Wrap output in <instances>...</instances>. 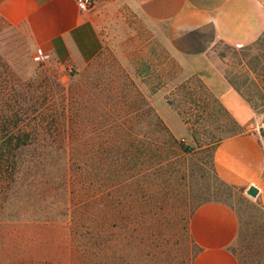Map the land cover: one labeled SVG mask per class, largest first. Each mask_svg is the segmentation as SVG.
I'll return each instance as SVG.
<instances>
[{
  "label": "rangeland",
  "instance_id": "rangeland-1",
  "mask_svg": "<svg viewBox=\"0 0 264 264\" xmlns=\"http://www.w3.org/2000/svg\"><path fill=\"white\" fill-rule=\"evenodd\" d=\"M92 1L104 47L80 69L34 63L24 27L0 15V130L32 107L57 119L46 120L0 186V264H190L187 219L207 200L235 213L238 263L264 264L257 198L211 166L217 140L245 130L259 142L264 175V105L256 102L247 127L235 126L215 89L168 49L161 25L130 0ZM232 7L249 26L264 19V0ZM241 49L217 40L201 59L226 80L242 72ZM85 225L104 227V238L84 239Z\"/></svg>",
  "mask_w": 264,
  "mask_h": 264
},
{
  "label": "crops",
  "instance_id": "crops-1",
  "mask_svg": "<svg viewBox=\"0 0 264 264\" xmlns=\"http://www.w3.org/2000/svg\"><path fill=\"white\" fill-rule=\"evenodd\" d=\"M146 20L162 26V34L173 55L185 59L189 68L209 87L232 123L251 124L252 109L229 85L216 75L212 63L202 61L213 43L231 45L252 42L264 27L259 17L256 29L232 13L234 0H130ZM234 16H233V15ZM0 15L20 23L33 47H39L64 68L80 69L104 47L100 14L80 12L75 0H0ZM214 174L223 183L244 188L253 185L254 196L264 211L263 153L254 133L243 130L223 136L211 154ZM187 233L195 247L190 264H239L231 250L237 234L235 213L227 204L207 200L191 210Z\"/></svg>",
  "mask_w": 264,
  "mask_h": 264
},
{
  "label": "trees",
  "instance_id": "trees-1",
  "mask_svg": "<svg viewBox=\"0 0 264 264\" xmlns=\"http://www.w3.org/2000/svg\"><path fill=\"white\" fill-rule=\"evenodd\" d=\"M239 61L242 65V72L232 77L226 76L229 85L248 103L251 109L255 108L256 102L264 105V27L261 33L246 46H239ZM12 119V120H11ZM70 119V117H69ZM14 124L11 131L0 130V186L8 183L18 170L20 151L30 145L37 132L44 128L49 122L56 123L55 117L44 116L38 109L32 107L29 115L14 113L10 118ZM47 120V121H46ZM55 120V121H54ZM27 122V127L26 123ZM64 172L68 183H73V163L66 164ZM72 167V168H70ZM72 194V189L69 191ZM84 239L88 241L102 240L106 234L104 227L83 226ZM80 234V233H78ZM87 236V237H85ZM94 239V240H93Z\"/></svg>",
  "mask_w": 264,
  "mask_h": 264
},
{
  "label": "built area",
  "instance_id": "built-area-1",
  "mask_svg": "<svg viewBox=\"0 0 264 264\" xmlns=\"http://www.w3.org/2000/svg\"><path fill=\"white\" fill-rule=\"evenodd\" d=\"M77 9L80 12H87L93 6L92 0H75ZM31 59L36 64H41L50 59V55L48 52L42 50L39 47H35L31 56Z\"/></svg>",
  "mask_w": 264,
  "mask_h": 264
},
{
  "label": "water",
  "instance_id": "water-1",
  "mask_svg": "<svg viewBox=\"0 0 264 264\" xmlns=\"http://www.w3.org/2000/svg\"><path fill=\"white\" fill-rule=\"evenodd\" d=\"M245 193L250 197H254L257 193V189L253 185H249L248 187H246Z\"/></svg>",
  "mask_w": 264,
  "mask_h": 264
}]
</instances>
